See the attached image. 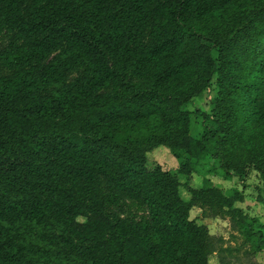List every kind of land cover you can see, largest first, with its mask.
<instances>
[{
  "label": "trees",
  "instance_id": "16d2710c",
  "mask_svg": "<svg viewBox=\"0 0 264 264\" xmlns=\"http://www.w3.org/2000/svg\"><path fill=\"white\" fill-rule=\"evenodd\" d=\"M1 31L0 264H244L194 206L256 264L264 223L208 175L264 187V0H0Z\"/></svg>",
  "mask_w": 264,
  "mask_h": 264
},
{
  "label": "rangeland",
  "instance_id": "374dc122",
  "mask_svg": "<svg viewBox=\"0 0 264 264\" xmlns=\"http://www.w3.org/2000/svg\"><path fill=\"white\" fill-rule=\"evenodd\" d=\"M9 38V33L6 31L0 32V49L8 46ZM8 72L9 71L4 67H0V75L7 74ZM214 95L215 86L205 90L202 94L186 104V109L192 112L193 120L197 129L201 127L202 123L200 112L209 111L210 101ZM147 157L150 163L158 162L164 169L175 170L177 168L176 158L171 154L170 150L164 146H158L150 150L147 152ZM247 171L248 173L246 179L244 180V184L240 183L237 178H233L231 181H228L222 180L212 175L208 176L222 190H226L231 186H237L238 188L243 189L245 196L244 200L240 203H236V206L241 207L248 214L256 216L260 222L264 223V187L261 184L259 175L256 173V171L251 169H248ZM200 179L201 177L199 175L193 174L191 183L194 186H197L200 183ZM181 182H184V178L181 179ZM180 195L184 199L189 198L188 192L183 187H180ZM124 209V214L128 217L140 219L146 218L148 216L146 209L132 200H126L124 202ZM201 213V210L197 206H194L190 210V218L197 217L199 222H202L207 226L209 233L222 237L223 245L230 249V251H228L229 254L232 256L235 255V258L238 259V261L247 264L245 256L242 255L243 249L245 247L243 237L231 230L228 217H201ZM78 220L84 221V218L78 217ZM225 254L227 256L229 255L228 253ZM254 259L256 264H264V251L257 253ZM210 264H219L216 255L211 257Z\"/></svg>",
  "mask_w": 264,
  "mask_h": 264
}]
</instances>
